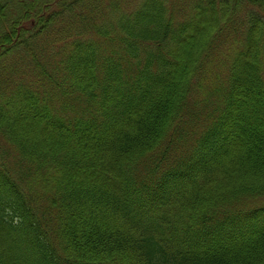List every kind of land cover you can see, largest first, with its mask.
Segmentation results:
<instances>
[{
	"label": "trees",
	"instance_id": "1",
	"mask_svg": "<svg viewBox=\"0 0 264 264\" xmlns=\"http://www.w3.org/2000/svg\"><path fill=\"white\" fill-rule=\"evenodd\" d=\"M0 264H264V0H0Z\"/></svg>",
	"mask_w": 264,
	"mask_h": 264
}]
</instances>
